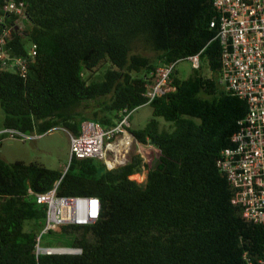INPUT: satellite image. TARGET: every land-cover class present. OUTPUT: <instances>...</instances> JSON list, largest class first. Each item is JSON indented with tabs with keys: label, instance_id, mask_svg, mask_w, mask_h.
<instances>
[{
	"label": "trees",
	"instance_id": "obj_1",
	"mask_svg": "<svg viewBox=\"0 0 264 264\" xmlns=\"http://www.w3.org/2000/svg\"><path fill=\"white\" fill-rule=\"evenodd\" d=\"M17 1L26 4L28 21L23 33L11 31L6 48L25 57L31 43L38 49L27 79L0 61L5 129L42 135L62 125L79 135L85 120L113 127L123 109L146 105L147 77L159 66L199 53L201 66L187 79L174 77L176 91L149 104L155 118L174 124L172 132L160 131L156 119L132 131L138 141L159 147V168L137 155L113 171L96 158H72L64 173L38 162L9 163L0 155V264H247L246 253L260 264L264 227L244 217L219 168L248 104L219 88L222 50L218 28L211 27L213 0ZM5 9L6 0H0V16ZM16 18L8 15L0 27ZM103 68L104 78L93 80ZM106 97L93 118L78 111ZM58 181L59 196L99 197L101 217L41 237V246L46 235L67 244L44 248H76L80 254L38 255L47 206L29 189L44 194Z\"/></svg>",
	"mask_w": 264,
	"mask_h": 264
},
{
	"label": "built area",
	"instance_id": "obj_2",
	"mask_svg": "<svg viewBox=\"0 0 264 264\" xmlns=\"http://www.w3.org/2000/svg\"><path fill=\"white\" fill-rule=\"evenodd\" d=\"M213 6L216 16L211 27L218 28L216 39L222 50L219 83L226 92L248 104L247 115L239 122L242 129L233 136L234 147L222 152L219 168L235 189V201L242 206L244 217L264 227V0H213ZM5 12V16H0L1 21H5L8 15L17 18L11 24L4 23L0 27L1 67L27 79L29 62L37 55L38 46L31 43L27 57L13 55L6 48L12 30L23 33L26 29L27 6L24 2L6 0ZM200 55L187 58L195 69L200 68ZM180 61L159 66L147 77L143 94L147 99L146 105L176 91L173 81ZM132 114L133 110L123 109L113 127H103L91 120L82 122L79 135L70 132L71 158H96L108 171H113L126 165L124 159L130 151L135 150L144 163L155 165L161 151L149 139L145 143L137 140L131 132ZM5 133H10L12 139L19 136L22 141L43 137L36 131L25 134L6 129ZM59 185L60 181L44 194H35L29 189L39 204L47 206L46 224L37 239L38 255L52 254L49 248L43 251V234L56 231L65 224L92 225L101 217L102 202L99 197L59 196ZM81 252V249H77L76 254ZM245 259L247 264H254L247 253ZM260 264H264V258Z\"/></svg>",
	"mask_w": 264,
	"mask_h": 264
},
{
	"label": "rangeland",
	"instance_id": "obj_3",
	"mask_svg": "<svg viewBox=\"0 0 264 264\" xmlns=\"http://www.w3.org/2000/svg\"><path fill=\"white\" fill-rule=\"evenodd\" d=\"M145 53H148L154 60H156V55L153 52L147 51ZM106 69L107 68H103L98 71L93 75L92 79L102 80ZM193 73L194 68L192 63L189 60H181L177 64L175 77L184 80L189 78ZM202 73L207 77L212 75L207 64H203ZM219 88L220 90H223L222 86ZM109 99V97H106L90 101L87 103L88 108L81 107L78 111H80L82 115L93 118L95 112L101 110ZM105 114L101 113L99 117H102ZM153 119L158 121L160 131L172 132L174 130L173 123L167 122L162 117L155 118L152 107L150 105H143L133 110L130 120L131 132L144 129ZM4 120L5 112L0 102V155L4 160L9 163H15L18 161H24L26 163L38 162L44 164L48 168L59 170L64 173L66 172V169L69 167L72 160L70 131L65 129L62 125H59L52 133L47 132L46 134H42V138L22 141L19 136H15V138L12 139L10 138V133H5L6 129L4 128ZM134 155H136L135 150L130 151L124 161L129 163ZM139 176L143 177L141 181H145L147 174L141 173ZM48 245L58 246L67 244L52 242L49 236L46 235L43 237L42 246L46 247Z\"/></svg>",
	"mask_w": 264,
	"mask_h": 264
},
{
	"label": "water",
	"instance_id": "obj_4",
	"mask_svg": "<svg viewBox=\"0 0 264 264\" xmlns=\"http://www.w3.org/2000/svg\"><path fill=\"white\" fill-rule=\"evenodd\" d=\"M161 165V162H157L155 164L156 168H159ZM69 167H67L66 171L68 170ZM51 250V253L52 254H76L77 253V249L76 248H49ZM57 249H68V250H71V251H68V252H55L54 250H57ZM47 248H44L43 251H46Z\"/></svg>",
	"mask_w": 264,
	"mask_h": 264
},
{
	"label": "bare ground",
	"instance_id": "obj_5",
	"mask_svg": "<svg viewBox=\"0 0 264 264\" xmlns=\"http://www.w3.org/2000/svg\"><path fill=\"white\" fill-rule=\"evenodd\" d=\"M55 252H68V251H71V250H68V249H57V250H54Z\"/></svg>",
	"mask_w": 264,
	"mask_h": 264
}]
</instances>
